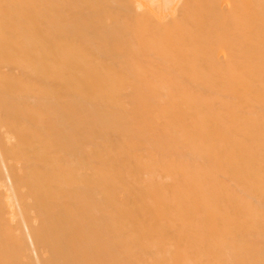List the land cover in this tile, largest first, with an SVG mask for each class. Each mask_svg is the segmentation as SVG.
<instances>
[{
	"label": "bare ground",
	"instance_id": "obj_1",
	"mask_svg": "<svg viewBox=\"0 0 264 264\" xmlns=\"http://www.w3.org/2000/svg\"><path fill=\"white\" fill-rule=\"evenodd\" d=\"M0 264H264V0H0Z\"/></svg>",
	"mask_w": 264,
	"mask_h": 264
}]
</instances>
